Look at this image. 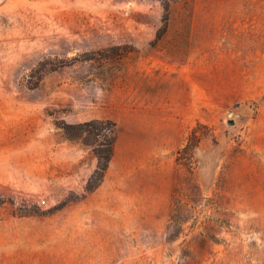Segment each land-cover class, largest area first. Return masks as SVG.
I'll return each instance as SVG.
<instances>
[{
	"label": "rangeland",
	"instance_id": "obj_1",
	"mask_svg": "<svg viewBox=\"0 0 264 264\" xmlns=\"http://www.w3.org/2000/svg\"><path fill=\"white\" fill-rule=\"evenodd\" d=\"M0 264H264V0H0Z\"/></svg>",
	"mask_w": 264,
	"mask_h": 264
},
{
	"label": "trees",
	"instance_id": "obj_2",
	"mask_svg": "<svg viewBox=\"0 0 264 264\" xmlns=\"http://www.w3.org/2000/svg\"><path fill=\"white\" fill-rule=\"evenodd\" d=\"M56 126L64 130L68 139L93 147L97 157V166L88 179V190H93L103 181L104 174L112 159L116 140V123L108 119H92L76 124L61 125L56 122ZM201 126V124L196 125L188 135L186 143L176 151L178 164L190 165L187 162L188 156L194 147H198L200 140L198 130ZM175 217V213L172 212L170 215L172 223Z\"/></svg>",
	"mask_w": 264,
	"mask_h": 264
},
{
	"label": "water",
	"instance_id": "obj_3",
	"mask_svg": "<svg viewBox=\"0 0 264 264\" xmlns=\"http://www.w3.org/2000/svg\"><path fill=\"white\" fill-rule=\"evenodd\" d=\"M231 114H232V113H231ZM230 123L232 124V123H233V120H231Z\"/></svg>",
	"mask_w": 264,
	"mask_h": 264
}]
</instances>
